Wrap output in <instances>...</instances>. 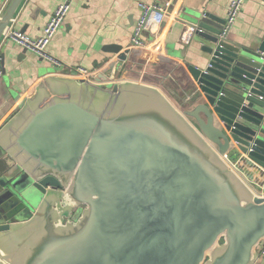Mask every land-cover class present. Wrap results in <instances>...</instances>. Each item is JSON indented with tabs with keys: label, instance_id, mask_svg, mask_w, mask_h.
Wrapping results in <instances>:
<instances>
[{
	"label": "water",
	"instance_id": "obj_1",
	"mask_svg": "<svg viewBox=\"0 0 264 264\" xmlns=\"http://www.w3.org/2000/svg\"><path fill=\"white\" fill-rule=\"evenodd\" d=\"M191 23L208 60L188 64L190 108L141 82L51 74L3 123L0 264H261L264 193L221 155L234 142L264 168V33Z\"/></svg>",
	"mask_w": 264,
	"mask_h": 264
},
{
	"label": "crops",
	"instance_id": "obj_2",
	"mask_svg": "<svg viewBox=\"0 0 264 264\" xmlns=\"http://www.w3.org/2000/svg\"><path fill=\"white\" fill-rule=\"evenodd\" d=\"M9 1L0 0V15ZM61 1L23 0L10 26L38 36ZM141 1L154 0H73L48 50L65 67L83 65L95 69L93 79L106 74L108 80L102 81L103 86L118 80L145 83L158 88L179 109L190 108L199 100L193 97L197 85L188 64L203 66L208 55L195 32L190 39L184 33L187 25L204 12L226 19L230 0H170L163 21L153 31L143 33L145 45L132 47L129 40L140 15ZM263 33L264 0H244L238 17L228 28L227 37L245 43ZM107 44H119L120 48L109 51L104 48ZM1 55L0 127L43 77L69 76L12 40L1 44ZM227 153L236 164L234 170L239 176L256 192L264 193V168L238 151L234 142ZM5 167L0 162V173ZM259 262L264 264V255L259 257Z\"/></svg>",
	"mask_w": 264,
	"mask_h": 264
},
{
	"label": "built area",
	"instance_id": "obj_3",
	"mask_svg": "<svg viewBox=\"0 0 264 264\" xmlns=\"http://www.w3.org/2000/svg\"><path fill=\"white\" fill-rule=\"evenodd\" d=\"M71 2L73 0H62L59 2L51 15L49 16L47 22L42 28L41 34L38 36H30L25 31L11 27L10 25L4 31L0 39V78L3 73L2 66V55H1V44L5 41L12 40L19 47L32 51L39 58L48 61L54 67L64 70L65 74L73 77H81L88 79L89 81H94L93 77L95 75V69L85 67L83 65H73L70 67H65L64 62L51 54L48 50V44L50 43L52 37L61 27L64 22L65 16L69 11ZM244 0H230L229 7L227 11V22L232 23L237 17L241 10ZM170 5V0H154L153 2H139L140 15L136 19L131 38L129 40V45L132 47H143L145 45V40L143 38V33L145 31H153L156 26H158L164 19L168 7ZM195 32V25L190 23L187 25V30L184 33L187 39H190ZM232 168H236V164L230 159L227 152L221 155ZM259 257L264 255V240L258 245Z\"/></svg>",
	"mask_w": 264,
	"mask_h": 264
},
{
	"label": "rangeland",
	"instance_id": "obj_4",
	"mask_svg": "<svg viewBox=\"0 0 264 264\" xmlns=\"http://www.w3.org/2000/svg\"><path fill=\"white\" fill-rule=\"evenodd\" d=\"M34 205H35V201H32V203L29 204L30 206L29 208L33 209V207H35Z\"/></svg>",
	"mask_w": 264,
	"mask_h": 264
}]
</instances>
